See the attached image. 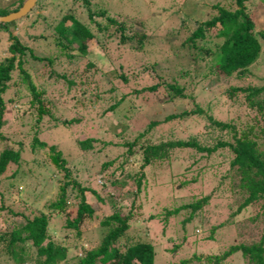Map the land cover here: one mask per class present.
I'll return each instance as SVG.
<instances>
[{
  "label": "trees",
  "instance_id": "16d2710c",
  "mask_svg": "<svg viewBox=\"0 0 264 264\" xmlns=\"http://www.w3.org/2000/svg\"><path fill=\"white\" fill-rule=\"evenodd\" d=\"M24 1L0 0V15L17 10ZM107 1L36 0L19 19L0 23V34L5 33L9 39L5 46L6 55L0 57V139L7 138L1 135L5 122L4 94L12 87L14 97L8 100L17 103L23 85L34 116L29 146L30 151L35 152L26 159L22 155L23 141L10 138L0 149V257L11 264H155L156 244L130 233V224L136 223L135 210L142 209L141 194L149 191L157 194V189L152 187L156 168L162 163H170L180 151L194 150L198 153L197 158L179 174L184 176L199 157L220 153L219 170L214 173L215 186L207 194L177 204L174 202L176 194H181L184 185L196 181L197 177L162 183L170 186V192L160 195L159 199L170 200L171 206H163L157 217L166 222L169 217L176 218L184 211L179 222L183 231L191 230L189 235H193L197 217H200L199 226H206L215 222L214 214L223 213L221 201L212 210L209 202L214 197L231 196L233 208L229 219L211 227L206 239L232 224H244L249 227V233L255 227L261 228L262 232L257 240L231 244L218 255L206 259L213 258V264H222L228 256L239 253L247 264H264V28L256 27L250 13L256 1L264 3V0H219L213 3L209 15L191 31H185L177 44L178 31L171 30L170 35L174 37H167L165 41L172 48L176 45V60L172 66L158 58L149 63L144 53L149 32L135 29L131 25L135 16L131 22L122 12L114 13ZM179 12L177 8L170 14L178 16L179 24L186 30ZM153 15L160 13L153 11ZM23 20H30L27 27L30 43H22L8 29ZM208 33H212L214 39L212 46L205 42ZM41 39L46 40L54 51L37 54L36 44ZM89 44L93 46L88 47ZM99 50L106 54L111 68L97 74L100 70L96 60ZM121 58L131 61L127 64ZM259 64L263 65V73H255ZM46 65L48 70L44 77L40 68ZM171 70L173 72L169 74ZM95 75L110 82L103 93H97L101 81ZM147 75L151 83L133 89L134 94H158L160 104L176 106L183 103L184 108L169 111L161 118L149 117L134 135L126 124L120 133H110L114 140L92 135L79 138L74 152L63 150L56 136H50L48 141L47 135L38 134L37 125L43 116L53 117L51 102L41 80L60 85L66 91L81 88L82 94L89 92L92 86L95 97L107 93L113 101L103 113L110 114L127 96L122 92L115 97L117 82L125 85ZM204 88H209L212 93L217 89L218 94L210 95L203 91ZM200 94H208V97H201L202 100L208 98L207 101L197 100ZM211 96L218 99L212 101ZM220 98L222 102H219ZM218 104L225 105L232 116L228 119L217 117L214 110ZM193 117L202 121L195 136L155 138L158 125ZM78 119L73 117L62 123L69 126ZM109 145L122 151L100 161L98 172H107L98 182L91 173L96 172L95 155ZM87 154L90 164L86 161ZM134 162L136 164L132 167ZM223 164L225 168H222ZM212 167L210 164L198 167V174L207 173ZM49 170L55 176L53 183L42 177ZM213 170L217 169L213 167ZM28 175L35 178V187L39 182L43 183L45 190L54 186L53 197L47 199L41 209L37 200L42 193L21 186ZM105 204L107 211L99 216L97 210ZM15 205L19 209H15ZM244 210L250 215L244 220H235ZM152 216L149 218L154 220ZM97 217L102 229L100 239L94 245H85L80 241L84 226ZM52 224L57 228L56 238L51 235ZM187 237L183 234L181 245ZM178 247L172 244L166 251L171 254ZM198 256L194 253L188 259L181 258L178 264H192L193 260L198 264L201 262ZM164 264L174 263L165 259Z\"/></svg>",
  "mask_w": 264,
  "mask_h": 264
},
{
  "label": "rangeland",
  "instance_id": "374dc122",
  "mask_svg": "<svg viewBox=\"0 0 264 264\" xmlns=\"http://www.w3.org/2000/svg\"><path fill=\"white\" fill-rule=\"evenodd\" d=\"M217 1L219 0H108L107 5L109 9L116 14L122 12V15L127 17L128 20H131V22L135 16L134 19L136 20L133 21L131 25L135 29L143 30L146 33L149 32V40L146 42V46L144 48L145 57L149 63L158 58L164 59L170 66H172V63L174 65V60H176L174 58L176 45L172 48L165 41L167 37H174V35H170L172 32L171 30L178 31L177 33L179 35L176 44L179 43L181 38L184 37L185 31H191L196 27L199 21H202L204 18H206L209 15V9H211V5ZM223 1L225 2L226 0ZM168 8H171V10L179 8V15L185 21L186 30L179 24L178 16L170 14L171 10L168 11ZM153 11H158L160 15H153ZM138 13H140L139 17L137 16ZM250 13L253 14L252 17L254 18L253 20L256 27L264 28V3L256 1L255 4L250 8ZM140 21L141 24L139 23ZM29 23L30 20H23V22H18L15 25L9 26L8 29L17 35L22 43H30V32H28L27 29ZM160 24L164 27H162ZM166 27H168L169 30L166 29ZM166 32L169 33V35H167ZM165 34L167 36H165ZM205 40V42L208 43V46H212L214 43L212 33H208ZM8 42L9 39L6 37V34H0V57L6 55L5 46ZM36 46V52L40 55L47 53L49 54V52L54 51V49L47 43L46 40L41 39V41H39ZM92 46L93 44L88 45V47ZM96 60L98 65L97 67L100 68V70L98 69L99 71L97 74H99L100 71L106 72L111 68V63L109 62L110 60L106 58V54L103 51L99 50ZM120 60L125 63L131 61L129 58H127L128 61H125L122 58ZM40 70L42 75L45 77L48 70L47 65L42 66ZM262 70L263 65L259 64L255 68V73H263ZM172 72L173 70H171L169 74H172ZM13 74L15 75L16 73L14 72ZM161 75L166 78L168 77V74L162 73ZM95 78L97 80L99 79L98 81H101L100 88L98 89L97 93H103L105 91L104 88L110 86L109 80H104L103 77H99L98 75H95ZM149 83H151L149 75L139 78V80H136V82L129 81L128 84L125 85L117 82L115 97H119L122 92L127 94V96L125 97L124 101L119 104L112 113L109 114L107 112L103 113L107 105L113 101V99L109 98V94L104 93L101 94V96L95 97L92 94L94 91L92 86L90 88L91 90L85 94H82L81 88L66 91L64 87L61 88L60 85L56 86L55 84H51L50 81L47 82L45 79H43L40 81V84H42L43 88H45L47 98L51 102L49 104L51 105L50 109L53 117L43 116L42 120L37 125L38 134L40 136L41 134L47 135L48 141H50L49 139H51V137L56 136L63 150L66 149L74 152V150L77 149L76 140L79 138L92 135L95 137H104L109 140H114L115 138H113L111 134L120 133L119 131L126 124L128 125V131L134 135L135 131L140 129L144 124V121H146V119L149 117L161 118L169 111H174L176 109V111H178L184 108L185 104L183 103H178L176 106H170V104L165 103L160 104V98L157 96L158 94L145 96L143 93L134 94L132 91L133 89H139V87ZM20 91L22 94L17 103H13L12 101L8 100L9 97H14L12 87L4 94V99L6 101L4 115L5 122L1 130V135L10 138L11 140H22V148L24 150L22 155L26 159H29L32 155H35V152L32 153V151H30L29 146V140L34 131V127L32 125L34 116L31 114V108L27 103L28 92L26 87L21 85ZM203 91H207L210 93V95L218 94L217 89L213 93L211 90H209V88H204ZM208 96V94L204 96L200 94L198 95L197 100L200 99L202 102L207 101L208 98L206 100H202V98ZM211 97L212 101H214L215 98L218 99V97ZM222 101V98H220L219 102ZM214 112L218 115L217 117H221L222 119H228L230 116H232V113H228L226 111L225 105L222 106L221 104L216 106ZM73 117H77L79 119L69 126H66L62 123L64 120H71ZM201 123L202 121L200 119L193 117L167 124H161L157 126L154 136L155 138L160 136L163 138H167V136L188 138L197 134V131L201 128ZM7 138H5V140L0 139V149L7 142H9V139ZM120 151H122V149L109 145L107 148H104L95 155L96 165L94 170L96 172L91 173L96 181L100 182L101 176L107 172V170H105L103 173L98 172V164L100 161L110 159L111 157L119 154ZM192 151L193 152L187 150L180 151L177 153L176 158L170 161V163H162L156 168L154 172V185L152 187L153 189H157V194L160 191V194L157 195L155 192L151 191L141 194L142 209L141 211L137 209L135 210L136 214H134V220L136 223L131 222L130 224V233L139 236L141 235L146 239H149L153 244H156L154 257L155 264H164L165 259H168L174 264H178L181 258L188 259L194 253L197 256L199 255L198 257L201 259V262L198 264H213V258L208 260L206 257L218 255L221 253V251L227 249V247L231 244L239 243L241 241L249 242L251 240H257L259 234L262 232L261 228L259 229L255 227V229L249 233V227H244V224H238L236 226L232 224L229 227L228 225L225 226L221 232L216 234L213 232L212 236L214 237L211 239H206V236L211 233V227L222 223L223 220L226 221L229 219V213L233 206L231 196L228 195L221 198L214 197V199L209 202V208L213 209V207L218 204L217 202L221 201L223 213L214 214L212 212L214 214L213 219L215 222H212V224L209 222V224H206V226H199L200 217H197L195 222V225L197 224V228L195 229L193 235H189L192 234L191 230H189V232L188 230H182L179 221L182 218V213L184 214V211H182V213H180L176 218L169 217L166 222L164 219H162V217H157L160 216L163 206H171L170 200L167 201L166 199H159L160 195L170 192V186L168 184L163 185L162 183L168 182L169 180H188L192 177H197L196 181L184 185V187L179 192L181 194H176V196L184 195L182 198L176 196L174 197V202L177 204L186 200L190 201L193 198L200 196L202 193L207 194L210 192L212 187L215 186L216 178L214 179V173L215 171L219 170L217 164L219 161H221L220 153H214L213 155L207 157H199V161L196 164H193L184 176L179 174L180 172H183V168L185 166L189 165L190 161H192L194 158H197L198 153L194 152V150ZM86 158L87 164H90L89 154L86 155ZM135 164L136 162L132 163V167H134L133 165ZM208 164L212 165L217 170H213L212 167L209 172L198 174V167L200 168L202 166H207ZM225 167L226 166L223 164L222 168ZM43 175L44 176L42 177H44V180L49 179L47 181L51 180L50 182H55V176L54 174H51L50 170L49 172L46 171ZM23 182L21 184L23 188L35 193H42L39 197V200H37L39 209L43 208L44 204L47 202V199L53 197L55 192L54 186H50V190H45L46 188L42 187L43 183L40 184L39 182L38 186L35 187L36 182L32 175H28ZM33 187L35 188L32 189ZM14 207L15 209H19L17 205ZM107 208L108 207L105 204L102 208L97 210V214L101 216L102 213L107 211ZM218 209L220 208H217V210ZM71 211L73 210L70 209V212ZM217 213H220V211L218 210ZM248 213V210H244L242 213L238 214L235 220H244L250 215V213ZM149 215H153L152 217H155V219L153 220L152 218H149ZM142 222L144 223L142 224ZM54 225L55 224H52L50 229L52 231L51 235L56 238L58 237V232L56 226ZM186 225L188 226L189 223ZM186 228L189 229V227ZM251 233L253 234L251 235ZM101 234L102 229L99 226V217H97L84 226L80 241L88 246L94 245L98 239H100ZM183 234L188 235V237L181 245V237ZM194 240L195 242L193 243ZM172 244H177L179 247L170 254L166 251V248H169ZM193 261L194 263H197V261ZM0 264H11V262L0 257ZM222 264H247V262L241 257L239 253H234L228 256L224 262H222Z\"/></svg>",
  "mask_w": 264,
  "mask_h": 264
},
{
  "label": "water",
  "instance_id": "95a60500",
  "mask_svg": "<svg viewBox=\"0 0 264 264\" xmlns=\"http://www.w3.org/2000/svg\"><path fill=\"white\" fill-rule=\"evenodd\" d=\"M35 1L36 0H25L17 10L11 11L4 15H0V23L8 22L22 17L31 9Z\"/></svg>",
  "mask_w": 264,
  "mask_h": 264
}]
</instances>
